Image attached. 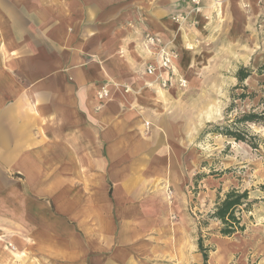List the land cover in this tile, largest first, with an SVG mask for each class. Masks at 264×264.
<instances>
[{"label":"crops","instance_id":"crops-1","mask_svg":"<svg viewBox=\"0 0 264 264\" xmlns=\"http://www.w3.org/2000/svg\"><path fill=\"white\" fill-rule=\"evenodd\" d=\"M203 3L264 30V0ZM192 7L0 0V245L14 246L0 264L199 259L189 161L169 114L180 93L146 84L143 43L145 30L176 40L171 17ZM104 86L110 95L100 99Z\"/></svg>","mask_w":264,"mask_h":264},{"label":"rangeland","instance_id":"rangeland-1","mask_svg":"<svg viewBox=\"0 0 264 264\" xmlns=\"http://www.w3.org/2000/svg\"><path fill=\"white\" fill-rule=\"evenodd\" d=\"M203 5L204 14L194 15L196 23L172 20L180 30L171 41L189 86L177 90L169 114L178 116L189 161L187 213L197 245L195 250L190 242V248L199 256L191 255L183 264H204L200 236L208 248V264H264V30L261 21L231 22ZM241 67L253 73L242 85L246 89L236 90ZM242 93L247 95L241 98ZM253 112L263 116L256 122H236ZM216 126H232L246 140L221 134ZM232 189L248 190L253 203L237 213L245 229L228 236L221 233L223 224L213 213ZM6 241L0 252L9 257V247L14 246Z\"/></svg>","mask_w":264,"mask_h":264},{"label":"built area","instance_id":"built-area-1","mask_svg":"<svg viewBox=\"0 0 264 264\" xmlns=\"http://www.w3.org/2000/svg\"><path fill=\"white\" fill-rule=\"evenodd\" d=\"M193 7L188 11H178L172 15V20L179 24L191 22L194 15H203V0H192ZM144 47L150 54V60L145 62V74L152 76V80L146 83L149 86H157L164 90L176 89L186 90L189 81L185 73L178 67L180 57L179 50L173 41H165L160 35L151 30L144 31ZM110 89L102 87L98 92V97L104 99L109 97ZM149 124H147L148 126ZM172 197V191L169 190Z\"/></svg>","mask_w":264,"mask_h":264},{"label":"trees","instance_id":"trees-1","mask_svg":"<svg viewBox=\"0 0 264 264\" xmlns=\"http://www.w3.org/2000/svg\"><path fill=\"white\" fill-rule=\"evenodd\" d=\"M264 69V65L261 67V71ZM253 70L248 67H241L237 72V78L239 80V84L235 87V89H246V86H242L244 82L252 75ZM247 94L242 93L240 97H245ZM237 99V98H235ZM263 115L257 113H248L241 116V118L237 119L236 122H244L251 121L256 122ZM216 131L226 136L233 137L237 140L245 141L246 138L243 133L235 130L232 126H225L224 128H220V126H216ZM254 145V144H253ZM256 147V146H254ZM253 202L249 200V192L248 190L240 191L238 189H232L228 193H226L225 197L221 199L216 206L215 212L213 213V217L220 220L223 224L221 228V233L223 235H233L238 231H242L245 229V226L241 224V218L237 215L240 212L243 205L249 206ZM199 251L203 255L204 264H208L209 260V252L208 248L205 247L203 238L200 236L198 240Z\"/></svg>","mask_w":264,"mask_h":264},{"label":"bare ground","instance_id":"bare-ground-1","mask_svg":"<svg viewBox=\"0 0 264 264\" xmlns=\"http://www.w3.org/2000/svg\"><path fill=\"white\" fill-rule=\"evenodd\" d=\"M218 2H219V0H215V4L217 5L218 4ZM219 11L218 12H221L220 10V8L218 9Z\"/></svg>","mask_w":264,"mask_h":264}]
</instances>
